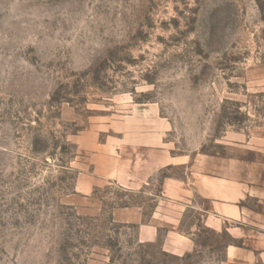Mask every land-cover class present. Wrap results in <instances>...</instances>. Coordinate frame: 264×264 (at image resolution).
Masks as SVG:
<instances>
[{
    "label": "rangeland",
    "instance_id": "rangeland-1",
    "mask_svg": "<svg viewBox=\"0 0 264 264\" xmlns=\"http://www.w3.org/2000/svg\"><path fill=\"white\" fill-rule=\"evenodd\" d=\"M150 105L176 154L222 152L230 133L261 127L264 0H0V264L225 260L233 239L205 213L187 209L184 253L115 215L149 214L172 170L141 189H77Z\"/></svg>",
    "mask_w": 264,
    "mask_h": 264
},
{
    "label": "crops",
    "instance_id": "crops-1",
    "mask_svg": "<svg viewBox=\"0 0 264 264\" xmlns=\"http://www.w3.org/2000/svg\"><path fill=\"white\" fill-rule=\"evenodd\" d=\"M134 112L123 130L121 155L99 147L91 172L78 178V191L88 195L110 181L141 189L156 173L172 170L163 176L149 214L131 206L116 209L115 215L137 224L141 241L161 240L167 250L184 253L195 246L194 237L180 231L187 209L192 208L208 215L233 239L221 264L264 260V124L250 132L230 133L222 152L176 154L166 138L170 125L159 108L141 106Z\"/></svg>",
    "mask_w": 264,
    "mask_h": 264
}]
</instances>
